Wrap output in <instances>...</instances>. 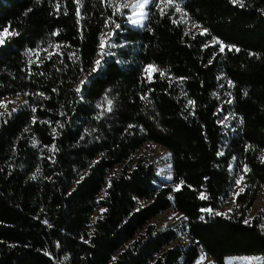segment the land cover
Here are the masks:
<instances>
[{
  "label": "trees",
  "instance_id": "trees-1",
  "mask_svg": "<svg viewBox=\"0 0 264 264\" xmlns=\"http://www.w3.org/2000/svg\"><path fill=\"white\" fill-rule=\"evenodd\" d=\"M176 2L208 32L188 33L174 8L161 5L162 15L155 3L133 29L109 0H0V33H10L0 101L23 99L0 115V264L264 257L263 214L247 219L264 188V0ZM115 24L128 47L97 65L103 30ZM222 79L230 103L218 97ZM227 112L238 119L229 137ZM150 144L170 150L174 187L155 185ZM234 157L247 166L245 190L224 214ZM171 208L186 218L187 248L151 223Z\"/></svg>",
  "mask_w": 264,
  "mask_h": 264
},
{
  "label": "rangeland",
  "instance_id": "rangeland-1",
  "mask_svg": "<svg viewBox=\"0 0 264 264\" xmlns=\"http://www.w3.org/2000/svg\"><path fill=\"white\" fill-rule=\"evenodd\" d=\"M111 4H116L120 5L125 0H109ZM116 9V8H115ZM123 10H126L127 13L125 14L126 18V24L130 26L133 29H136L129 23V17L132 16L133 12L131 8H125ZM185 11L182 10V12H176L174 10V18L177 22H181L182 24L185 25L186 30L188 33L195 34L198 32L203 33V29L201 27H198L199 25L197 23H193L189 20L187 15H184ZM145 27V25H144ZM115 26H110L107 27L103 30L102 33V40L101 44L104 43L105 46L101 47L99 49V57L98 60L102 58L103 55H105L107 58L110 57H116L117 55V49L121 47H128L127 43L124 42L123 40H119L117 31H116ZM218 39H213L209 42L211 45L217 46L218 49H220L221 44L224 46L225 45L221 42L220 44H217L215 41ZM219 41V40H218ZM127 49V48H126ZM119 62V61H118ZM154 70L149 69L150 75H152ZM86 78H84L85 81ZM226 83V84H225ZM230 84L228 81H224L222 79L221 85H220V91L218 92V97L222 100V103H230ZM23 99L19 97H11V98H5L0 101V115L4 114L9 108H16L22 103ZM238 122V119L232 112H227L226 114L224 113L221 117V124L224 128L225 134L227 137H229L231 134L235 132V129L237 126L236 123ZM167 148L159 145V144H150L145 147L143 152L145 154L151 155L152 160L156 163V167L159 168L160 166L162 167L163 165L169 163L168 161L171 159V152L168 153ZM170 151V150H169ZM159 166V167H158ZM231 169V175H232V181L229 189L227 190L224 198H223V204L222 208L220 210L221 213L227 214L232 212L236 207H237V196L238 194L242 193L240 191L241 188H244L245 190V182H244V171H245V166H243L240 161L234 157L232 159V164L230 166ZM241 177L242 182L240 184H237L236 181L240 180ZM155 185L160 187V186H172L174 187L175 184H169V183H164L162 181H156ZM244 192V191H243ZM102 208L97 209L95 213V218L98 216L102 215ZM262 213L264 217V188L260 190L258 194V198L252 207V210L250 211V214L248 216V220L253 219L255 215H258ZM151 223H154L157 225L159 228H164V229H174L178 232V238L175 240L173 243L175 246L180 245L182 248H187L188 245L190 244L191 240L187 234V232L184 230L185 228V218L184 216L178 212L175 211L174 209H168L155 218L151 220ZM204 256L205 259L201 261V264H215V262L212 260L211 257L207 256L204 252L201 253L200 257ZM200 257L197 259L199 260ZM259 258V259H257ZM197 262V261H196ZM196 264V263H195ZM227 264H264V257H253V258H246V257H239V256H230L227 258Z\"/></svg>",
  "mask_w": 264,
  "mask_h": 264
},
{
  "label": "snow or ice",
  "instance_id": "snow-or-ice-1",
  "mask_svg": "<svg viewBox=\"0 0 264 264\" xmlns=\"http://www.w3.org/2000/svg\"><path fill=\"white\" fill-rule=\"evenodd\" d=\"M231 2H232L233 4H237V3H240V0H231ZM75 3L79 4V0H75ZM150 3H155L156 7L161 9V14H162V15H163V9L161 8V5H165V6H168V7L174 8V10H175L176 12H182V9H181L180 4L177 3L176 0H135V3L130 2V0H125V2H123V3L120 4V5L113 4L112 7L116 8V11H117V12H122L123 9H125V8H132L133 10H135L137 7H139V8H141V9H144V8H146ZM241 6H243L242 3H241ZM56 7H57V10H59V4H57ZM28 11H31V9H29ZM77 11H78V10H77ZM25 14H27V13H25ZM137 15H139V16L142 17V18H146V17H147V12L142 11V12H140V13H137ZM184 15H187V13L185 12ZM173 22L176 23V21H173ZM113 23H114V22H113ZM129 23H131V24H133V25L143 26L140 20L133 19V18H131V17H129ZM115 27L118 29V28H120L121 26H120L119 24H115ZM198 27H202V26H198ZM207 32H208L207 29H203V33H207ZM57 34H58V33H53V35H57ZM6 35H10V33L8 32V29H4V30H3V33H0V44H3V43H4V38H3V37L6 36ZM214 39H215V38H214ZM215 42H216L217 44H220V43H221V42L218 41V40L215 41ZM104 46H105V44L102 43V44H101V47H104ZM228 47H229V50H231L234 46H228ZM220 51H221V52L224 51V46H223L222 44H221V47H220ZM236 51H239V49H236ZM253 55H254V54H253ZM95 63H96L97 65H99V64H100V61L97 60ZM149 69L155 70V69H154V66H148L147 68H145V71H149ZM161 75H163V73H161ZM181 79H183V78H181ZM243 95H244L245 97H247V96H248V92L245 91V92L243 93ZM229 102H231V101H229ZM189 103H194V101H189ZM109 104H111V101H109ZM109 110H111V109L109 108ZM33 111H35V109H33ZM33 122H35V119H33ZM241 123H243V119H241ZM129 127H132V126L130 125ZM25 131H27V129H25ZM248 147L250 148L251 146H248ZM220 155H223V153H220ZM260 159H261V162L264 163V156H261ZM245 170H246V171L248 170V169H247V166H245ZM32 178L35 179V177H32ZM168 179H172V177L169 176ZM242 179H243V178L241 177V179H240V180H237L236 183H237V184H240V183L242 182ZM181 184H183V181H181ZM109 186H111V185H109ZM177 190H178V189H177ZM240 191L243 192V191H244V188H241ZM204 198H206V197H205L203 194H201V199H204ZM103 211H106V209H102V212H103ZM206 211L211 212L212 210H211V209H206ZM217 215H220V213H217ZM185 219H186V218H185ZM45 223H47V222L45 221ZM244 223H245V224H248L249 221H248V220H245ZM49 226H50V225H49ZM260 229H261L262 233H264V224H261V225H260ZM113 259H114V258H113ZM204 259H205V257H204V256H201L200 259L197 260L196 264H201V261H203ZM257 259H259V258H257Z\"/></svg>",
  "mask_w": 264,
  "mask_h": 264
},
{
  "label": "bare ground",
  "instance_id": "bare-ground-1",
  "mask_svg": "<svg viewBox=\"0 0 264 264\" xmlns=\"http://www.w3.org/2000/svg\"><path fill=\"white\" fill-rule=\"evenodd\" d=\"M130 2L135 3V0H130ZM150 4L144 9H141V8L137 7L135 10H133L131 8V10L133 12L131 18L140 20L142 25L144 26L147 17L146 18H142L139 15H137V13H140V12L144 11V12H147V15H148V7L150 6ZM131 25L133 27H135V28L143 27V26H138V25H133V24H131ZM168 153H170V152H168ZM168 162H169L168 164H165V165H163L161 167L160 172H159V177L161 179L160 181H162L164 183L173 184L175 182V180H174L175 175H174V171H173V168H172V162L170 160ZM169 176L172 177V179H168Z\"/></svg>",
  "mask_w": 264,
  "mask_h": 264
},
{
  "label": "water",
  "instance_id": "water-1",
  "mask_svg": "<svg viewBox=\"0 0 264 264\" xmlns=\"http://www.w3.org/2000/svg\"><path fill=\"white\" fill-rule=\"evenodd\" d=\"M148 18H149V10H148V15H147V19H146L145 25H146V23L148 21ZM172 168H173V171H174L173 162H172ZM174 175L176 177L175 171H174ZM174 180H175V178H174Z\"/></svg>",
  "mask_w": 264,
  "mask_h": 264
}]
</instances>
